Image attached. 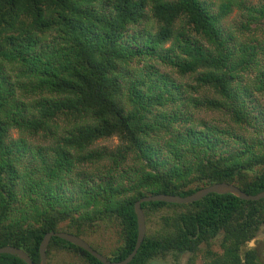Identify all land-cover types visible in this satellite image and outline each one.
Wrapping results in <instances>:
<instances>
[{"label":"trees","instance_id":"16d2710c","mask_svg":"<svg viewBox=\"0 0 264 264\" xmlns=\"http://www.w3.org/2000/svg\"><path fill=\"white\" fill-rule=\"evenodd\" d=\"M263 25L264 0H0V248L40 264L46 234L87 241L106 226L118 235L107 258L121 262L143 197L219 183L264 192V43L251 38ZM142 207L148 223L168 212L130 264H264L249 247L264 199ZM63 252L103 264L54 237L47 258Z\"/></svg>","mask_w":264,"mask_h":264},{"label":"water","instance_id":"95a60500","mask_svg":"<svg viewBox=\"0 0 264 264\" xmlns=\"http://www.w3.org/2000/svg\"><path fill=\"white\" fill-rule=\"evenodd\" d=\"M210 194H217V195L231 194L247 202H251V201L255 202L264 199V192L258 195H249L246 192H243L235 185L228 183H219V184L211 185L209 187L199 190L195 194L188 197L168 195V194H159V195L143 197L140 200H138L135 204V211H136L137 223H138L137 245L134 251L132 252V254L125 260L121 262H112L107 257L103 256L98 251H96L86 240H84L81 237H78L73 234H69L67 232H50L46 234L40 246V255H41L40 264H47V260H48L47 251L50 242L54 237H58L68 243H71L72 245L78 248L85 250L103 264H130L137 256L147 235L146 216L142 207L144 203L161 202V203L175 204V205H188V204H193L195 202H199L204 198H206L207 196H209ZM252 244H254V242H251V245ZM1 254H10L12 256H16L19 259L23 260L26 264H36L25 251L17 247L6 246L0 248V255Z\"/></svg>","mask_w":264,"mask_h":264},{"label":"rangeland","instance_id":"374dc122","mask_svg":"<svg viewBox=\"0 0 264 264\" xmlns=\"http://www.w3.org/2000/svg\"><path fill=\"white\" fill-rule=\"evenodd\" d=\"M209 3H213L215 6H218L220 4V0H207ZM248 5L258 6L263 0H245ZM236 8V7H235ZM241 12L239 9H234L233 13L226 19L224 22V25L227 28H232L233 25H238V23L241 20ZM251 38L254 37L255 43H264V25L256 28V26H253V30L251 33ZM264 104V99H263ZM201 112V118L208 120L212 122L214 118L218 117L217 114L211 115V113L208 112ZM222 116L221 114H219ZM12 136L16 139L19 138V134L15 131L13 132ZM98 146H106L109 148H115L119 145V140L117 138H113L111 140H102L99 141ZM168 211L165 210L155 217H153L152 222L148 223L146 221L147 226V234H149V230L159 228V225L162 223L161 216L165 215ZM171 212V210H170ZM118 235L117 231L115 229L108 228L106 226H103V229L98 232L97 234H94L92 237H90L87 242L92 243L96 247L100 248L103 253L102 255L107 257L111 254V251L118 245ZM254 244L249 245L250 248H254L258 251L260 260L264 263V228L260 231L259 235L252 240ZM217 250V248L215 249ZM218 251V250H217ZM48 259V258H47ZM189 257L187 255L181 256L180 259H176L173 256H168V258L165 261H160L161 264H188ZM79 262V257L75 256L73 254H69L67 252L63 253H56L52 256V258L47 260V264H77ZM197 264H203V259L200 257L197 261Z\"/></svg>","mask_w":264,"mask_h":264}]
</instances>
